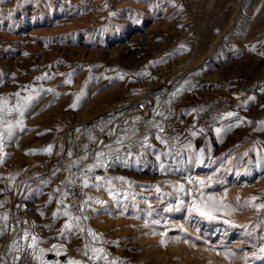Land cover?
Masks as SVG:
<instances>
[{
    "label": "rangeland",
    "instance_id": "obj_1",
    "mask_svg": "<svg viewBox=\"0 0 264 264\" xmlns=\"http://www.w3.org/2000/svg\"><path fill=\"white\" fill-rule=\"evenodd\" d=\"M168 50L172 57L161 58ZM70 72L73 83H64ZM44 73L46 78L36 79ZM0 81V95L32 84L45 89L25 113V129L6 141L7 155L0 163V189L11 184L9 173H19L14 186L25 182L23 212L38 228L31 231L45 238L43 247L64 244L68 255L83 259L78 249L87 237L90 244L103 246L110 259L118 258L117 264H206L215 258L218 264H246L245 253H255L247 264H264V209L239 207L252 196L255 204H264V0H0ZM81 89L86 94L76 108L70 107ZM150 92L149 103L157 92L165 93L166 102L171 99L163 115L177 117L175 134L161 132L154 126L159 122L147 127L148 118L135 120L131 114L129 103ZM226 112L236 115L221 119ZM217 127L223 130L219 135ZM121 131L131 137L127 142L133 153L141 151L137 137L148 135L150 146L139 164L132 156L128 164L107 169V175L133 181L131 187L113 181L131 194L120 201V209L105 189L93 187V197L108 203L93 202L83 225L102 233L103 243L93 242L86 231L58 237L65 217L52 215L59 198L54 189L64 179L53 172L73 157L59 167L52 159L61 146L71 151L72 140L80 138L88 145L86 162H91L100 141L107 145ZM194 131L199 134L193 136ZM48 144L51 153L27 151ZM41 163L47 169L38 171ZM96 174L105 171L96 169ZM188 177L205 178V192L224 196L227 190L226 202L237 210L209 219L178 205V199L191 202V195L180 196L172 183ZM0 200L6 201L0 213L9 215L0 234V264H8L12 245L7 251L5 244L17 229L11 225L5 191ZM229 219L234 223L228 224ZM49 224L51 229L45 227ZM225 249L235 256L226 257ZM48 253L64 264L63 250L59 256Z\"/></svg>",
    "mask_w": 264,
    "mask_h": 264
},
{
    "label": "snow or ice",
    "instance_id": "obj_2",
    "mask_svg": "<svg viewBox=\"0 0 264 264\" xmlns=\"http://www.w3.org/2000/svg\"><path fill=\"white\" fill-rule=\"evenodd\" d=\"M174 2V0H173ZM116 13L113 12L112 15ZM91 67V65H89ZM60 75H65L61 73ZM120 77L123 78L124 73H119ZM48 76V73H44L41 76H37V80L44 79ZM68 79L63 81L64 83H73L71 79L72 73L67 74ZM3 83V81H0ZM187 83V81L185 82ZM182 90L177 89L172 95H177ZM25 92L27 94L22 95L21 93ZM45 91V89L41 87H37L35 84H32L30 88H23L21 90L16 91L15 93L3 94L0 95V163L4 162V158L7 155L5 151L6 141H11L15 138L18 130H24L25 125V113L29 110L32 106L33 102L36 98L40 95L41 92ZM47 91H55L52 88H48ZM264 91V89H262ZM59 95V93H56ZM84 89H81L79 93L76 94L75 100L70 105L72 108H76L78 106V102L81 98L85 95ZM13 96L15 97L14 102H12ZM166 103L170 104L171 99ZM192 111H197L196 109H192ZM159 115L163 116V113H159ZM235 112H226L220 118L224 119L225 117H232L235 116ZM135 120H139L140 117L137 116L134 118ZM241 121L239 119L236 120V123L239 124ZM127 123V122H126ZM264 123V122H262ZM158 128L161 132L163 128L159 123L154 125ZM231 127V125H228ZM138 131V129H137ZM216 133L219 135L222 133V128L217 127L215 129ZM113 134V130L109 131V135ZM198 132H192L193 136L198 135ZM134 135V134H133ZM90 138L95 140L96 137L91 135ZM158 139H163L159 135H157ZM131 137L125 132L121 131L117 136L116 139L109 144L105 145L103 141H100V150L95 151L93 154V158L91 162L88 161L89 153L87 151L88 145L85 144L84 154L71 159L64 168H57L53 172V176H55L56 172L59 171H67L68 176L65 180L60 181V183L54 189L55 193L59 194V198L56 201L57 207L55 211L52 213L53 217L59 219L61 216L65 217L63 221V225L61 226L60 231L57 233V236L63 238L66 234H75L77 232L83 233L87 232L91 236V240L93 242L100 240V243H103L102 240V233L96 232L91 227H85L81 224V221L87 220L88 217L84 214L85 209H91L92 203H96L99 205H106L108 201L101 199L99 197H93L88 193H84V199L80 201H76V211H73L74 205L68 202V198L71 196L73 199L75 198V192L69 191V188H75L79 186L81 190L86 189L88 187H95L97 189L103 188L107 191L108 196L112 197L117 202V209L121 208L120 201L126 200L131 194L128 192L127 188L117 186L113 183L114 180H118L122 183H127L128 187H131L133 181H131L128 177L125 176H118L113 177L107 175V169L114 164L117 163H124L128 164V158L135 156V163H140V157L143 155V149L146 145L150 146L149 143V136L143 135L141 137H137V141L140 144L141 151L139 153H133L131 151L132 143H125V141H129ZM164 144H168L167 139H163ZM62 150H63V146ZM191 147V144L188 145ZM53 149L52 144H48L46 147L42 149H28L27 151L36 152L41 151L45 153H51ZM68 157H73V152L68 151ZM202 155V152H201ZM84 161L83 167L80 168L81 162ZM73 167H77L79 170L78 172L74 173L72 171ZM161 171L164 170V164L161 163L160 165ZM96 169H103L105 171V175L96 174ZM19 175L16 173L15 175L12 173L8 174V182L15 185V176ZM210 179V178H208ZM51 183L50 180L42 181V184H49ZM172 183V182H170ZM198 184L199 187H195ZM63 185L64 187H61ZM157 193H161L162 189L160 188L159 184L154 186ZM172 187L177 194L180 196H185V194L191 195V202L186 201L185 199H178V205L186 204L188 209L192 212L199 213L202 216L208 217L209 219H223V216L216 215V213H223L224 216L231 215L234 211H236V207L232 204L226 202V192L224 196H217L214 193L205 192L203 191L205 187V178L202 177H188L187 182H175L172 183ZM0 191H6V189H0ZM168 195H172V193H168ZM53 199L52 196L49 197V201L51 202ZM132 199L135 200V196H132ZM239 198H237L238 200ZM257 197L252 196L246 199L243 204L239 205V207H246L248 205H252L257 208L264 209V204H255ZM6 203L5 200H0V205ZM150 203V202H149ZM171 207V205H169ZM96 211H100L101 209H95ZM126 210V209H125ZM79 212V214H77ZM42 215L44 213H41ZM9 219V215L7 212L0 213V234H3L6 227V222ZM25 224L28 221H24ZM34 223V222H33ZM147 224L148 221H145ZM159 223V221H157ZM228 224H233L234 221L229 219L227 220ZM178 227H182V225H177ZM51 229L52 225H45ZM13 230H15V225H12ZM22 237L17 235L15 239L11 241V245L13 249L19 251V241L22 239L24 241V247L29 250L34 257V259L38 262V264H61L58 260H49L46 257V253L48 252H55L57 256L61 255V250H63V254L66 256V260L64 264H96V262H100V264H117L118 258L110 259L107 250L103 246H99L96 243H89L86 242L79 251H82L84 256H87L88 259H80L75 258L67 254V247L64 244L60 243H53L50 247H43V243L45 238L38 235L34 231H30L29 228L25 227L21 229ZM115 243V241H113ZM161 243H167L166 240H162ZM11 250V249H10ZM261 254H264V244L260 246ZM224 255L226 257L232 258L235 256V253L231 249H225ZM248 255H255V253H245V261L247 264V257ZM18 258V257H17Z\"/></svg>",
    "mask_w": 264,
    "mask_h": 264
},
{
    "label": "built area",
    "instance_id": "obj_3",
    "mask_svg": "<svg viewBox=\"0 0 264 264\" xmlns=\"http://www.w3.org/2000/svg\"><path fill=\"white\" fill-rule=\"evenodd\" d=\"M171 57H172V52L170 50L165 51L161 54V58L163 59H169ZM150 95H151V92L148 95H145L143 97L135 98L129 103V107L132 109V112H131L132 115L145 116V117L151 116L150 111H149ZM159 124L163 128V132L166 134H175L177 132V117L173 113L164 114L161 117ZM125 143H129V142L126 141ZM83 146H84L83 142L80 138H74L72 140L70 147H71V151L73 152V158L79 157L84 154ZM131 151H133L132 148H131ZM67 153H68L67 148L60 151L58 153V156L52 159L53 165H57L59 167L60 164H65V161L68 159ZM135 159H136L135 156H133L131 158V161H134ZM83 165L84 164L80 165L79 167L82 168ZM45 169H47V163H41L38 167V171H43ZM78 170L79 169L77 167H74L75 173L78 172ZM59 172H60V175H62V178L68 175L67 171H59ZM27 178L28 176L25 177L24 180H26ZM24 183L25 182H22L18 187L12 184H6L4 187V189H6L5 193L7 194L10 200L11 225H15L17 229V235H20L21 237H22V232H21L22 228L27 227L29 228L30 231L33 228L35 231L38 230V228L35 225H32L29 223V221L26 219V216L23 212V205L25 204V201L23 200L24 195L21 196L20 191L22 190ZM61 187H64V186L61 185ZM69 191L75 192L74 199L71 196L68 198V202L74 205L73 211H76V207H75L76 201H80L84 199V193H88L92 196L94 194L93 187H88L86 189H83L82 191L79 186H76L74 189L69 188ZM77 214H79V212H77ZM25 220L28 221L27 224L24 223ZM10 249L8 252H12L13 261L12 262L9 261L8 264H38V262L32 256L31 252L24 247V241L22 239L19 241V251H17L16 249H13L12 246ZM119 258L121 259V256Z\"/></svg>",
    "mask_w": 264,
    "mask_h": 264
},
{
    "label": "crops",
    "instance_id": "obj_4",
    "mask_svg": "<svg viewBox=\"0 0 264 264\" xmlns=\"http://www.w3.org/2000/svg\"><path fill=\"white\" fill-rule=\"evenodd\" d=\"M166 100H167V98L165 96V93H163V92H157V94L154 96V98L152 100H150L151 102L149 103V105H151L152 108L149 109L151 116L150 117H146V118H148V120L145 121V122L148 123L147 127L150 126V122H152V121L154 122V124L156 122H160V119H161L162 116L159 115V113H161V112L163 113V112L168 110ZM142 123H143V121H139V124H142ZM72 171L75 173L74 167L72 168ZM67 176L62 178V179L65 180L67 178ZM84 223H85L84 221H81L82 225ZM46 257L49 260H53V257L51 256L50 253H46ZM82 257H83V259H88L87 256L83 255Z\"/></svg>",
    "mask_w": 264,
    "mask_h": 264
},
{
    "label": "bare ground",
    "instance_id": "obj_5",
    "mask_svg": "<svg viewBox=\"0 0 264 264\" xmlns=\"http://www.w3.org/2000/svg\"><path fill=\"white\" fill-rule=\"evenodd\" d=\"M220 40V36L218 37V38H216L215 39V41L212 43V45H211V47H210V51H213L214 49H215V47H216V45H217V43H218V41ZM92 205H94V203H92ZM125 210V209H124ZM109 215V214H108ZM16 228V227H15ZM16 235H17V231H14L12 234H11V236H10V242H11V240L12 239H14L15 237H16ZM7 238V237H6ZM7 240V239H6ZM10 242L8 241V243H7V245L5 244V248H6V250L8 251V249L10 248V246H11V244H10ZM4 248V249H5ZM5 250V251H6ZM6 253V252H5ZM206 264H218V260H216V258L215 259H211V260H209Z\"/></svg>",
    "mask_w": 264,
    "mask_h": 264
}]
</instances>
